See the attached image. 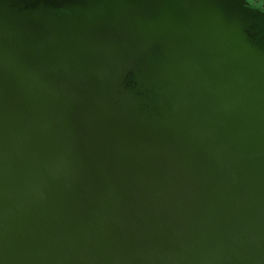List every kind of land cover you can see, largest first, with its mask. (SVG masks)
<instances>
[{
	"label": "water",
	"instance_id": "95a60500",
	"mask_svg": "<svg viewBox=\"0 0 264 264\" xmlns=\"http://www.w3.org/2000/svg\"><path fill=\"white\" fill-rule=\"evenodd\" d=\"M0 264H264V10L0 0Z\"/></svg>",
	"mask_w": 264,
	"mask_h": 264
},
{
	"label": "trees",
	"instance_id": "16d2710c",
	"mask_svg": "<svg viewBox=\"0 0 264 264\" xmlns=\"http://www.w3.org/2000/svg\"><path fill=\"white\" fill-rule=\"evenodd\" d=\"M248 2L252 7L264 10V0H248Z\"/></svg>",
	"mask_w": 264,
	"mask_h": 264
},
{
	"label": "flooded vegetation",
	"instance_id": "af4514ba",
	"mask_svg": "<svg viewBox=\"0 0 264 264\" xmlns=\"http://www.w3.org/2000/svg\"><path fill=\"white\" fill-rule=\"evenodd\" d=\"M250 3V2H249ZM251 5V4H250Z\"/></svg>",
	"mask_w": 264,
	"mask_h": 264
}]
</instances>
